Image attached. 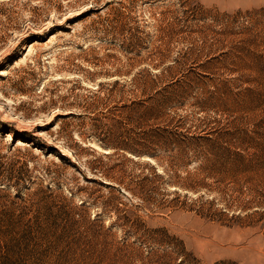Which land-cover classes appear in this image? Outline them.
I'll use <instances>...</instances> for the list:
<instances>
[{
	"label": "rangeland",
	"instance_id": "374dc122",
	"mask_svg": "<svg viewBox=\"0 0 264 264\" xmlns=\"http://www.w3.org/2000/svg\"><path fill=\"white\" fill-rule=\"evenodd\" d=\"M145 78L210 140L106 146ZM0 123V264H264V0H0Z\"/></svg>",
	"mask_w": 264,
	"mask_h": 264
},
{
	"label": "trees",
	"instance_id": "16d2710c",
	"mask_svg": "<svg viewBox=\"0 0 264 264\" xmlns=\"http://www.w3.org/2000/svg\"><path fill=\"white\" fill-rule=\"evenodd\" d=\"M145 79L138 86L132 81L129 88L130 92L140 87L143 88V98L130 99L128 102H123L118 106L114 105L108 110L106 118L110 122L109 127L105 132L101 133L104 137L100 138L101 141L106 143V146L112 144L136 156L145 154L155 157V154L159 151L170 150L169 148L176 144V142L180 144L194 139L210 140L209 138L194 137L189 136L185 132H178L175 127L171 126V120L168 122L162 121L161 119L167 116L165 110L170 99L163 92H150L152 88L151 85H148L150 81L147 78ZM117 85V81L112 83L109 94L115 92ZM64 112L63 114H57L50 122V125H55L58 118L80 116L70 110ZM162 122L164 123L162 124ZM0 124V138H2L6 133H10V130L2 127V124L6 125L7 123ZM95 128L99 129V126ZM59 129L61 132L62 127L60 126ZM12 132V141L9 145H12L19 139L21 142L27 143L31 148L43 149V145L46 148H52V145L46 144L45 141L35 137L29 131L16 132L12 130ZM24 171H28L26 163L22 162L19 164V160H12L6 164L0 162V175L7 174L17 177L18 174Z\"/></svg>",
	"mask_w": 264,
	"mask_h": 264
},
{
	"label": "bare ground",
	"instance_id": "6f19581e",
	"mask_svg": "<svg viewBox=\"0 0 264 264\" xmlns=\"http://www.w3.org/2000/svg\"><path fill=\"white\" fill-rule=\"evenodd\" d=\"M9 134L7 135V138H8Z\"/></svg>",
	"mask_w": 264,
	"mask_h": 264
}]
</instances>
